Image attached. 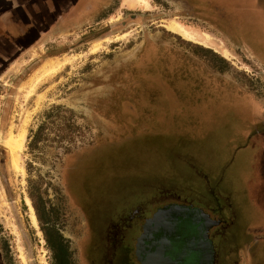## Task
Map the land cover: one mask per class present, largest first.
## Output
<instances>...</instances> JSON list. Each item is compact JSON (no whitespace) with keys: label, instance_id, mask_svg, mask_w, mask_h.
I'll list each match as a JSON object with an SVG mask.
<instances>
[{"label":"rangeland","instance_id":"rangeland-1","mask_svg":"<svg viewBox=\"0 0 264 264\" xmlns=\"http://www.w3.org/2000/svg\"><path fill=\"white\" fill-rule=\"evenodd\" d=\"M49 1L4 6L25 33L2 44L0 264H90L88 222L108 242L204 201L232 226V262L264 264V0H107L82 17ZM23 128L16 167L6 139Z\"/></svg>","mask_w":264,"mask_h":264},{"label":"flooded vegetation","instance_id":"flooded-vegetation-1","mask_svg":"<svg viewBox=\"0 0 264 264\" xmlns=\"http://www.w3.org/2000/svg\"><path fill=\"white\" fill-rule=\"evenodd\" d=\"M64 1L76 6L78 14L82 17L89 14L91 11L90 6L94 8L96 4H104L107 0ZM41 4L50 5V1L0 0V69L3 63L7 62L6 57L3 55L2 44L5 43L6 48H24L19 39L24 37L25 31L19 32L18 23H13L11 26L3 23L4 16L13 13V11L19 12V9L20 12L26 13L29 8ZM6 5H9L10 8L6 10L11 12L4 13V6ZM10 35L15 39L12 40L9 37ZM80 194H82V191ZM205 204H207L206 201H204V204L183 202L167 205H176L187 209L172 211L164 217L161 225L152 226L146 233L144 227L147 221L153 218L158 211L167 207L163 206L158 208L153 215L143 219L142 217L139 218L142 219L139 226L136 223L139 219L134 220L132 226L125 229V235L122 237L117 235L119 230H115L113 227L114 230L108 242H102L100 224L88 222L89 233L80 244L82 245V254L90 257V264H234L226 253L227 245L234 236L231 233L232 226L223 217L225 211L215 207L207 210L208 207ZM215 213L220 215L217 219L214 218ZM217 220L220 221V225L210 227V224L213 221L217 222ZM137 228L139 229V235L134 236ZM131 233L132 242L129 241ZM144 235L145 238L142 239ZM243 260L246 263L249 262L247 258H243ZM235 264H238V262H235Z\"/></svg>","mask_w":264,"mask_h":264},{"label":"bare ground","instance_id":"bare-ground-1","mask_svg":"<svg viewBox=\"0 0 264 264\" xmlns=\"http://www.w3.org/2000/svg\"><path fill=\"white\" fill-rule=\"evenodd\" d=\"M143 2L145 0H142ZM141 2V1H140ZM169 28L178 33L180 36L184 37L185 39L188 40H194V36L182 25L174 22L172 23ZM197 42V41H196ZM61 64V63H60ZM59 63H49L47 65H45L42 69V71H40L35 78L31 81V85H30V90H29V95L31 93H33L38 84L43 80L44 77H47L50 75V73H53L57 70V68L60 66ZM25 137H26V131L25 128L21 129L20 132L18 134H14L12 131L10 132L8 138L6 139V145L7 147L12 151V162L13 164L17 167L18 164V158H17V152L19 150H21V148L24 145L25 142ZM28 203L30 204L31 210L32 212H34V209L31 205L30 200L28 199ZM34 220L36 221V217L33 215Z\"/></svg>","mask_w":264,"mask_h":264},{"label":"water","instance_id":"water-1","mask_svg":"<svg viewBox=\"0 0 264 264\" xmlns=\"http://www.w3.org/2000/svg\"><path fill=\"white\" fill-rule=\"evenodd\" d=\"M187 208L184 207H180V206H176V205H172V206H167L165 207L163 210L158 211L153 218L149 219L144 227V231L147 233L148 229L151 228L152 226H159L163 223L164 217L169 215L172 211H184ZM207 218H209L208 215H206ZM210 219V218H209ZM219 222H214L212 224H210V227L213 225H218ZM145 238V235L142 237V239ZM211 254V253H210ZM211 257V256H210Z\"/></svg>","mask_w":264,"mask_h":264},{"label":"trees","instance_id":"trees-1","mask_svg":"<svg viewBox=\"0 0 264 264\" xmlns=\"http://www.w3.org/2000/svg\"><path fill=\"white\" fill-rule=\"evenodd\" d=\"M60 264H65V262H63V261H60Z\"/></svg>","mask_w":264,"mask_h":264}]
</instances>
